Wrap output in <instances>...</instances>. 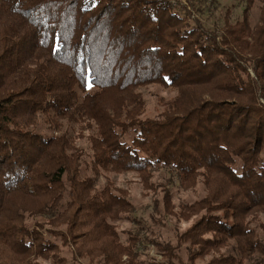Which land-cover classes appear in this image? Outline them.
Masks as SVG:
<instances>
[{
  "label": "trees",
  "instance_id": "trees-1",
  "mask_svg": "<svg viewBox=\"0 0 264 264\" xmlns=\"http://www.w3.org/2000/svg\"><path fill=\"white\" fill-rule=\"evenodd\" d=\"M245 3L216 29L193 0H0V264H264V0ZM150 86L175 92L155 114ZM126 173L155 227L190 223L176 242L134 217Z\"/></svg>",
  "mask_w": 264,
  "mask_h": 264
},
{
  "label": "rangeland",
  "instance_id": "rangeland-1",
  "mask_svg": "<svg viewBox=\"0 0 264 264\" xmlns=\"http://www.w3.org/2000/svg\"><path fill=\"white\" fill-rule=\"evenodd\" d=\"M184 2V1H183ZM185 3V2H184ZM195 6L200 9L197 12V17H199L203 22L210 28L219 29L224 26L225 21L230 19V21L235 22L240 19L243 15L246 3L245 0H193ZM257 6L253 9V17L255 22L259 19V7ZM148 102L149 110L152 114H155L159 110H162L160 105V98H170L175 92L170 89H165L161 86H150L141 89ZM80 145L87 146L85 142L79 143ZM166 172L162 169L159 174L157 173V180L165 179ZM110 178L115 182L116 186L119 188L127 189L130 192V198L136 207V212L134 217L147 223L149 226H153L159 235L165 240L177 241V232L184 231L189 227L190 223H178L170 222L168 226L155 227L152 224L153 215L155 213L154 207V196H144L143 186L140 183L138 176L134 173L126 174H111ZM100 182L105 183V179L101 177ZM174 199L177 203L181 202H192L200 197L199 193L195 191L185 192L180 189H174ZM119 228L122 233V238L125 241L127 238V232L134 228H137V224L133 219H125L119 222ZM149 253L151 256L158 258L162 261L161 256H158L157 250L154 246L149 245ZM66 256L70 260V264H74V259L71 252L65 251ZM184 258H186V255ZM85 264H90L84 262Z\"/></svg>",
  "mask_w": 264,
  "mask_h": 264
},
{
  "label": "snow or ice",
  "instance_id": "snow-or-ice-1",
  "mask_svg": "<svg viewBox=\"0 0 264 264\" xmlns=\"http://www.w3.org/2000/svg\"><path fill=\"white\" fill-rule=\"evenodd\" d=\"M87 86H88L89 88H91L93 85H92L91 82H89Z\"/></svg>",
  "mask_w": 264,
  "mask_h": 264
}]
</instances>
